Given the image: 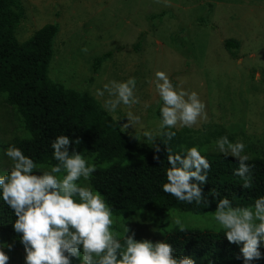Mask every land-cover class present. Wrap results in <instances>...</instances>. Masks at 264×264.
I'll list each match as a JSON object with an SVG mask.
<instances>
[{
  "label": "rangeland",
  "instance_id": "374dc122",
  "mask_svg": "<svg viewBox=\"0 0 264 264\" xmlns=\"http://www.w3.org/2000/svg\"><path fill=\"white\" fill-rule=\"evenodd\" d=\"M19 1L24 8L16 31L20 42L46 23L58 24L48 67L52 80L87 92L102 106L104 98L95 95L97 88L111 80L135 77L140 103L131 111L141 117L143 125L155 129L159 97L148 81L156 70L165 71L174 84L182 83L186 90L198 92L206 103L207 122L189 128L192 137L183 145L219 153L216 138L207 134L212 126H220L231 135V141L246 144L245 153L251 158L264 156V0H170V7L156 0ZM161 12L162 16L147 18ZM230 37L240 44L234 56L223 43ZM137 41L141 43L138 51L134 48ZM84 47L87 53L81 51ZM109 50L112 56L101 63L89 82L93 59ZM5 108L0 96V138L6 141L20 130V124L13 112L9 118L4 115ZM127 111L123 105L117 110L120 126L127 122ZM126 134L136 143L146 144L134 138L131 126ZM0 158L3 174L9 161L5 155ZM85 158L101 168L113 163ZM214 211L170 209L157 220L151 210H138L126 217L113 214V218L118 221L117 228L127 225L135 232V239L156 242L177 227L175 219L187 229L220 231L211 215ZM3 250L10 258L8 264H25L21 250ZM72 264L80 262L73 258Z\"/></svg>",
  "mask_w": 264,
  "mask_h": 264
},
{
  "label": "clouds",
  "instance_id": "9594fccd",
  "mask_svg": "<svg viewBox=\"0 0 264 264\" xmlns=\"http://www.w3.org/2000/svg\"><path fill=\"white\" fill-rule=\"evenodd\" d=\"M156 2L171 6L170 0ZM81 51L87 53L88 48ZM148 82L154 85L159 97L155 129L143 125L141 117L131 111L140 103L135 77L111 80L97 88L95 95L104 98L102 106L116 123L121 121L116 116L117 110L122 105L129 109L124 117L127 122L121 129L126 132L131 126L136 132L134 138L154 150L155 160H160L161 151L157 139L165 146L170 166L161 185L164 193L196 206L209 207L214 200L216 208L211 213L214 223L229 243L242 245L240 251L245 264L261 258L264 195L247 205L234 204L214 188L205 196L202 186L207 184L212 168L206 155L197 145H179L177 151L169 146L176 137L172 129L193 128L201 121L207 122L206 103L198 92L186 90L182 83L174 84L165 71L156 70ZM80 143L79 138L73 141L64 134L56 136L51 143L55 163L47 167L38 166L14 144L4 150L9 169L0 174V199L15 216L12 227L24 247L25 264H72L73 258L80 264H195L192 258L175 255L173 245L166 240H137L127 225L122 230L116 227L118 221L113 218L112 208L88 183L97 168L74 147ZM214 144L220 154L237 158L239 163L233 175L239 178L243 189L251 190L254 165L245 153L246 144L242 140L233 142L227 135L217 138ZM174 223L181 232L186 231L179 219ZM6 246L12 250L13 245ZM9 259L0 248V264H8Z\"/></svg>",
  "mask_w": 264,
  "mask_h": 264
},
{
  "label": "trees",
  "instance_id": "16d2710c",
  "mask_svg": "<svg viewBox=\"0 0 264 264\" xmlns=\"http://www.w3.org/2000/svg\"><path fill=\"white\" fill-rule=\"evenodd\" d=\"M23 14L24 8L19 0H0V96L6 106L4 115L9 118V113L13 112L20 124V130L10 139L5 141L0 138V153L14 144L37 164L48 166L55 163L51 143L56 136L64 134L73 141L77 138L81 140L74 147L85 157L113 161L107 167H96L88 182L110 205L113 214L126 217L138 210H151L155 218L161 220L170 209L193 213L215 210L214 200L209 207L204 204L196 206L179 202L162 191L161 185L166 181L165 170L170 165L167 150L159 139L156 143L160 144L161 151L157 161L153 158L156 155L154 150L129 137L95 97L49 77L48 67L58 24L46 23L20 42L16 31ZM155 15L162 16L163 12L152 13L147 18ZM202 23H205L204 19ZM223 43L233 56L240 45L237 39L231 37ZM140 44V41L135 43L136 51ZM112 54L109 50L93 59L89 82L101 63ZM156 116L159 118V109ZM172 130L176 132V137L169 146L174 151L183 143L189 144L192 130ZM209 133L216 139L224 135L231 137L220 126H212V131L208 132L207 136L213 138ZM202 154L212 164L208 182L202 186L205 196L210 195L209 191L214 188L233 200L234 204L247 205L254 198L264 195V156L250 159L249 163L254 165V182L251 190H245L239 185V178L233 175L239 163L237 158L220 153ZM208 198L212 200V197ZM14 220V214L0 199V248L9 250L6 245L11 244L12 249L21 250L25 255L20 236L12 227ZM164 240L173 245L175 255L192 258L195 264H245L240 251L242 245L229 243L222 231L186 228L181 232L176 227L166 234ZM259 251L261 258L248 264H264V242H261Z\"/></svg>",
  "mask_w": 264,
  "mask_h": 264
}]
</instances>
